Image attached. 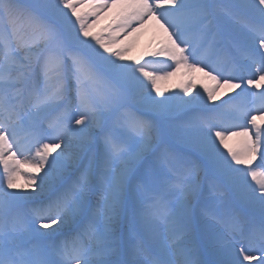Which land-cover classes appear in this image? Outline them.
Returning <instances> with one entry per match:
<instances>
[{
  "label": "snow or ice",
  "instance_id": "6c2138e0",
  "mask_svg": "<svg viewBox=\"0 0 264 264\" xmlns=\"http://www.w3.org/2000/svg\"><path fill=\"white\" fill-rule=\"evenodd\" d=\"M149 21L174 71L127 55ZM181 68L264 88V0H0V264H264V91L202 114Z\"/></svg>",
  "mask_w": 264,
  "mask_h": 264
},
{
  "label": "rangeland",
  "instance_id": "374dc122",
  "mask_svg": "<svg viewBox=\"0 0 264 264\" xmlns=\"http://www.w3.org/2000/svg\"><path fill=\"white\" fill-rule=\"evenodd\" d=\"M112 15H113V13H108L107 15H103L101 20H100L99 25L97 26L96 29H94V31H100L104 26L111 23ZM151 30H152L151 31L152 33H154L155 31L158 30V28L154 22L152 23V29ZM133 40L135 41V43L132 46V50L129 53H127V55L131 58H133L135 56V53H137L140 50L141 46H145L144 52H143L144 54L147 52H151L158 47V44L156 43V41L152 40V37H151L149 30L144 31L143 34H138L136 36H132L130 38H127L123 43L124 44L130 43ZM143 41L145 42V44L143 43ZM157 58H161V60H163L165 62L161 63L160 67H155L156 71H158L160 74H163L164 72H167V71H174V67L172 66L173 65L172 61L168 60L166 57H157ZM152 59L153 58L149 56L148 58L145 59V62L152 60ZM141 62L143 63L144 60H142ZM149 70H151V69H149ZM239 73H241V75H244V76L248 75L247 72H239ZM207 81H209V78L205 77L202 74V72H200V71L189 72L187 69L181 68V70L179 72H177L175 75H172L170 77H167L165 79L160 80L159 86H160L161 91L164 93V96H171V97H177V98L182 97L184 100H190L192 97L197 96V94L200 93V91H202L201 87ZM243 82H245V81H239V83H241V85ZM189 84L193 85V88H192V91L190 94H186L183 92V88L187 87ZM199 86H200V88H199ZM241 88H242V86H241ZM241 88H239V90H241ZM252 93L253 92L251 91V94ZM156 98L157 99H163V97H161V96H157ZM241 101L243 103H245V105H250L252 103V101H250L249 99H243ZM217 102H218V99L211 100V104L214 103V105H215ZM201 104L202 103H199V106H201ZM199 106L197 107L198 112H200ZM222 111H224V110H222ZM25 171H27V168H25ZM40 175H43V172H41ZM24 177H25L24 175H21L19 182H22L24 180ZM29 191H31V189H29ZM37 191H39V190L37 189ZM40 199H43L42 203H45L47 201V199H48L47 189L45 190L44 193H41L40 197L37 200H34V201H38ZM55 227H57V225H52V228H55ZM65 230L70 231V229H67V228ZM44 231L51 232V228L46 229ZM56 235L61 236L60 234H56ZM56 235H53V236L55 237ZM257 255H259V253H257Z\"/></svg>",
  "mask_w": 264,
  "mask_h": 264
},
{
  "label": "bare ground",
  "instance_id": "6f19581e",
  "mask_svg": "<svg viewBox=\"0 0 264 264\" xmlns=\"http://www.w3.org/2000/svg\"><path fill=\"white\" fill-rule=\"evenodd\" d=\"M152 23H153V21H149L143 28H141V30L138 33H134L132 36H136L138 34H143L144 31L149 30L151 37H152V40L156 41V43L158 44L159 40L162 38V36H161V33L159 30L155 31L154 33L151 32L152 31L151 30L152 29ZM132 36H130V37H132ZM130 37H127V38H130ZM127 38L125 37L124 34H121L119 37L120 41H122V42H124ZM143 43L145 44L144 41H143ZM144 47L145 46H141L140 50L137 53H135V56L133 57V59L143 57V60H144L143 63H145V59L148 58L149 56H146L143 53ZM152 60L155 61L154 67H160V64L165 62V61L161 60V58H153ZM248 73L251 75V72H248ZM234 74L239 75L237 72H235ZM208 78H210L209 81H207L203 84V86L201 87L202 91H200V93H203V98L199 101V103H202L201 106H199V111L202 113L204 111V104L205 103L207 105H211L213 107H215L216 105H225V101H229V98L232 97V95H230L232 92V90L230 88L220 87V88H218V90L216 92L218 102L215 105H214V103L211 104V100L207 99V92L205 91V89L217 88V84H216V81L211 79V77H208ZM199 88H200V86H199ZM255 90L260 92V91H264V88L255 89ZM230 103L235 104V105H239L234 100L231 101ZM239 106H242V105H239ZM260 106L261 105L259 104L258 101H256V102L253 101V104L248 106V108L251 109V112H250V115L248 116V119H250L251 115H258V116L261 115V113H259L257 111V109H259ZM225 109H226V111L217 110V113H215V115H217L219 119L224 120V121L232 120L231 112L227 110V107H225ZM232 122L243 125L246 123V120L245 119H239V120H233ZM257 122L258 123H264L260 120H258ZM248 126L251 127L250 125H248ZM234 130H239V129H234ZM243 139H244L243 137H232L228 141V143L230 146H232L234 148H240L243 146ZM257 163H258V161H257ZM25 179H26V177H24V180L22 182H19V183L24 184ZM253 264H256V262H253Z\"/></svg>",
  "mask_w": 264,
  "mask_h": 264
}]
</instances>
